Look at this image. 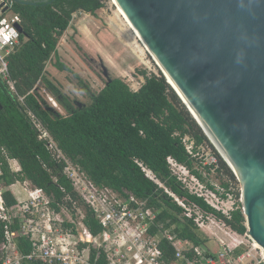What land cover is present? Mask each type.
<instances>
[{"label": "trees", "instance_id": "1", "mask_svg": "<svg viewBox=\"0 0 264 264\" xmlns=\"http://www.w3.org/2000/svg\"><path fill=\"white\" fill-rule=\"evenodd\" d=\"M36 6L13 3L11 11L18 14L22 23L21 44L8 56V71L14 82L16 93L0 78V181L5 188L16 181H29L35 187L55 194L60 199L59 187L71 191V185L63 176L64 162L52 159L44 141H40L29 113H32L49 131L63 154L81 167L98 185L116 191L126 189L136 197L151 198V204L161 210L160 221L172 219L181 209L158 186L143 173L135 160L143 162L154 174L182 200L198 206L209 216L224 221L233 230L243 235L247 232V221L242 209L232 220L210 208L203 199L184 192L181 185L171 176L168 158L193 169V160L187 153L181 138L188 135L197 147L210 144L199 125L193 119L178 95L164 76L140 71L145 83L133 91L121 79H111L99 93H92L80 76L60 61L58 45L70 28L73 16L83 12L95 16L104 8L103 0H34ZM55 57L56 68L61 72L73 73L82 88L90 95L88 105L78 103L47 81L48 62ZM44 82L55 96L57 103L66 111L63 115L41 102L36 95V86ZM18 97H23V102ZM220 169L225 170L232 180L235 176L224 160L217 154ZM8 160L20 164L21 172L14 173ZM201 178L197 171H193ZM57 178L58 183H54ZM229 188L228 183L223 184ZM241 191L238 192L240 197ZM4 197L9 206L16 203L11 192ZM95 234L101 231L91 225ZM182 236L198 244L200 233L191 223L184 224ZM12 230L17 234L19 226ZM5 242V225L0 222V247ZM20 251L28 255L31 244L17 237ZM41 264V263H25ZM98 264H103L99 261Z\"/></svg>", "mask_w": 264, "mask_h": 264}, {"label": "built area", "instance_id": "2", "mask_svg": "<svg viewBox=\"0 0 264 264\" xmlns=\"http://www.w3.org/2000/svg\"><path fill=\"white\" fill-rule=\"evenodd\" d=\"M12 5L9 0L0 1V78L16 93L7 59L21 44L18 25L22 19L11 12ZM6 7L9 10L4 13ZM18 98L23 102V97ZM29 116L52 159L57 164L65 163L63 176L72 190L59 187L62 196L58 199L55 194H48L29 181H16L8 188L0 181V222L5 225L0 264H98L99 261L103 264H259L258 261L247 262L257 251L255 241L247 232L241 235L224 221L182 200L143 162L135 160L146 177L181 209L179 215L174 213L179 222L160 221L161 210L151 204L149 197L141 199L126 189L116 191L96 184L80 166L66 158L42 123L32 113ZM176 136L181 138L193 166L199 168L190 169L169 157L171 176L184 192L203 199L226 220H232L242 209L240 190L235 191L230 185L226 188L223 184H210V175L219 173V159L205 144L197 147L190 136ZM16 163L15 172L20 173L22 169ZM1 166L0 163V177ZM54 183H58L57 178ZM10 190L16 201L11 206L4 197ZM188 223L203 234L204 243L195 245L180 236L181 227ZM16 224L19 226L17 234L12 230ZM93 224L101 228L99 233L93 232ZM18 236L29 241L30 254L20 251ZM262 258L264 262L263 253Z\"/></svg>", "mask_w": 264, "mask_h": 264}, {"label": "water", "instance_id": "3", "mask_svg": "<svg viewBox=\"0 0 264 264\" xmlns=\"http://www.w3.org/2000/svg\"><path fill=\"white\" fill-rule=\"evenodd\" d=\"M115 1L239 181L247 233L264 250V0Z\"/></svg>", "mask_w": 264, "mask_h": 264}, {"label": "rangeland", "instance_id": "4", "mask_svg": "<svg viewBox=\"0 0 264 264\" xmlns=\"http://www.w3.org/2000/svg\"><path fill=\"white\" fill-rule=\"evenodd\" d=\"M103 1L104 8L95 16L83 12L73 16L70 28L58 45L61 63L78 74L93 94L99 93L111 79H121L133 91H138L145 83L144 78L139 75L140 71L164 76L157 61L130 29L113 0ZM56 64L57 60L53 56L47 64L46 80L57 87L63 96L81 104H90V95L82 88L73 73L59 71ZM35 93L45 105L67 115L44 82L36 86ZM210 144L205 145L218 158V151L211 142ZM14 162L12 170L18 167ZM212 182L228 183L235 191L241 189L237 178L236 181L232 180L225 170L210 175L209 183ZM213 248L217 250V246L214 245ZM262 251L261 248L255 250L254 257L247 262L258 261L259 264H264Z\"/></svg>", "mask_w": 264, "mask_h": 264}, {"label": "bare ground", "instance_id": "5", "mask_svg": "<svg viewBox=\"0 0 264 264\" xmlns=\"http://www.w3.org/2000/svg\"><path fill=\"white\" fill-rule=\"evenodd\" d=\"M113 2L115 3V5L118 8L119 13L122 15V17L124 18L125 22L128 24V26L130 27V29H132V31L135 33L136 37L139 39V41H141V43L143 44V46L145 47V49L151 54V56L153 57V59H155L157 61V59L155 58V56L153 55V53L150 51V49L148 48V46L145 44V42L143 41V39L141 38V36L139 35V33L137 32V30L134 28V26L132 25V23L129 21V19L127 18V16L125 15V13L122 11V9L120 8V6L117 4V2L115 0H113ZM157 63L160 66V69H163V67L160 65V63L157 61ZM157 64V65H158ZM165 72V71H164ZM171 80V79H170ZM172 82V81H171ZM172 84L174 85V83L172 82ZM255 243V247L261 248L263 250V248L256 242ZM259 246V247H258ZM262 253L264 254V250L262 251Z\"/></svg>", "mask_w": 264, "mask_h": 264}, {"label": "crops", "instance_id": "6", "mask_svg": "<svg viewBox=\"0 0 264 264\" xmlns=\"http://www.w3.org/2000/svg\"><path fill=\"white\" fill-rule=\"evenodd\" d=\"M11 12H12V11H11ZM16 162H17V161H16ZM18 164H19V163H18ZM9 165H10V168H11V170H12V168H13V163L9 162ZM19 165H20V164H19ZM13 170H14V169H13ZM13 170H12V171H13ZM13 172L16 173L15 170H14ZM10 191H11V190H10ZM11 194L13 195L12 191H11ZM180 236H181L182 238H185V237L182 236V233H181ZM200 236H203V234L200 233ZM187 238L190 239L189 237H187ZM203 238H204V237H203ZM190 241H191V239H190ZM192 242H193V241H192ZM193 243H194V242H193ZM201 243H204V242L202 241V237H199L198 244H195V243H194V244H195V245H200ZM0 263H1V261H0Z\"/></svg>", "mask_w": 264, "mask_h": 264}, {"label": "clouds", "instance_id": "7", "mask_svg": "<svg viewBox=\"0 0 264 264\" xmlns=\"http://www.w3.org/2000/svg\"><path fill=\"white\" fill-rule=\"evenodd\" d=\"M247 230H248V228H247Z\"/></svg>", "mask_w": 264, "mask_h": 264}]
</instances>
